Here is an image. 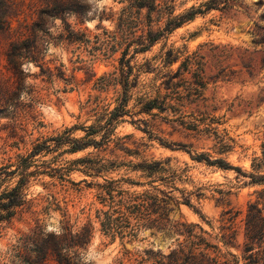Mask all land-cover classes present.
I'll list each match as a JSON object with an SVG mask.
<instances>
[{"label":"rangeland","instance_id":"1","mask_svg":"<svg viewBox=\"0 0 264 264\" xmlns=\"http://www.w3.org/2000/svg\"><path fill=\"white\" fill-rule=\"evenodd\" d=\"M201 1L176 3H183L181 11ZM39 7L37 0H15L11 28L0 33V167L12 163V169L21 159L33 172L23 189L27 204L0 225V255L37 220L45 232L56 233L68 220L74 230L87 223L92 226L91 237L80 250L84 264H154L150 250L166 255L176 247L178 236L151 229H141L134 238L105 235L95 218L100 206L95 195L97 184L105 180H115L123 189L148 188L130 183L149 179L131 165L160 160L167 162L168 175L174 177L175 188L165 190L180 202H168L169 216L198 224L202 236L221 252L240 256L249 205L255 204L264 215V0L220 3L136 54L131 64L149 61L151 65L143 66L137 84L130 86L126 113L118 118L107 141L76 151L65 136H85L83 126H97L100 113L118 104L120 86L100 88L97 83L117 66L118 54L98 55L90 69L79 68L91 53L85 45L77 48L56 41L63 24L59 18L40 22ZM120 8L114 0H90L86 15L70 14L66 21L92 41L103 28H113ZM34 27L45 29L38 34L51 38L40 46L44 66L52 71L50 80L29 61L22 65L24 76L5 68L9 42L30 35ZM169 48L177 59L165 66L158 55ZM186 56L192 57L182 74L186 81L165 89V75ZM198 75L205 85L194 94L189 88ZM18 81L23 89L16 97L12 90ZM154 97L164 100L166 108L142 111L143 101ZM102 132L89 137L100 140ZM37 144L43 146L34 154ZM187 150L193 156L206 153L210 159L223 158L233 168L197 161ZM20 178L7 179L0 190L12 188ZM182 196H189L193 207L182 203ZM48 204L50 210L42 212ZM232 233L235 238L224 244Z\"/></svg>","mask_w":264,"mask_h":264},{"label":"trees","instance_id":"2","mask_svg":"<svg viewBox=\"0 0 264 264\" xmlns=\"http://www.w3.org/2000/svg\"><path fill=\"white\" fill-rule=\"evenodd\" d=\"M40 3L39 21L44 23L45 18H59L63 24L56 41L67 45H75L79 48L85 45V49L92 57L85 61L79 68L90 69L98 55L109 57L118 54L117 66L113 71L105 73L97 79L100 88L110 85H119L121 96L117 98L118 104L110 111L105 109L97 117L98 125L83 126L86 135L81 138L65 136L71 142V150L76 151L93 145L98 147L103 141H107L119 117L126 113L125 103L128 99L127 92L130 86L136 85L143 66L150 68L151 63L146 61L142 65L131 64V59L138 53L145 52L157 41L167 38L168 35L183 23L193 19L198 14H204L211 9H217L219 4L227 5L228 0H204L199 4H192L181 11L183 3L177 4L178 0H114L121 4L114 26L108 30L102 29V33L94 35V40L86 37L85 32L75 30L66 21V16L74 14L83 17L90 9V0H37ZM15 16V0H0V33L9 31L11 19ZM38 23V24H42ZM38 25L36 24V27ZM34 27L26 37H18L9 42L5 51V68L15 76H24L23 63L32 62L40 69L47 79L52 78V71L44 66L40 56L41 47L50 42L46 38L43 28ZM93 44H90V43ZM57 43V42H55ZM159 61L165 66L172 64L177 59L172 48L158 55ZM192 57L186 56L175 71L168 72L164 79V88L173 89L179 82L186 81L182 76L188 71ZM81 62L84 60H80ZM87 63V64H86ZM198 74V73H196ZM179 81L173 82L174 78ZM14 84V82H12ZM194 87H190L194 94L203 88L205 81L197 76L193 81ZM23 86L21 81L14 85L12 94L19 96ZM2 97L0 98V101ZM31 100L33 98H30ZM6 103V102H5ZM5 103H2L5 105ZM164 110V100L158 97L147 98L143 101L142 111L152 109ZM102 122V123H101ZM193 126V125H191ZM70 129H66V132ZM102 130L101 139L96 140L89 136ZM164 144V143H163ZM169 146V144H165ZM186 147V144H177ZM43 145H35L33 153L40 151ZM192 159L205 161L207 164H217L223 168H233L223 158L210 159L206 153H199ZM166 161L152 160L131 166L140 169L146 177L147 182L130 180L131 184L143 186L149 185L142 190L123 189L115 180H105L103 184H97L98 191L95 195L100 204L95 209V218L99 224V230L112 238L116 236L134 238L141 229H151L164 235L178 236L177 245L168 254L150 250L154 264H264V215L262 210L255 204H250L244 220L245 242L240 256L226 251L221 252L218 247L210 243L200 231L198 224L187 223L172 219L169 216L167 204L175 199L171 190L174 189V177L168 175L169 168ZM12 163L0 167V184L7 179L18 175L21 178L15 186L10 189L0 190V225L8 222L27 204L26 193L23 192L27 177L33 172H28L27 163L18 160L14 168ZM238 169L237 167H234ZM95 170L93 167H89ZM1 186V185H0ZM182 203L193 207L189 196H182ZM42 212L50 210L49 204L44 206ZM233 218V215L228 219ZM92 234L90 223L83 225L79 230H74L68 224V220L61 225L58 233L45 232L44 225L38 220L35 225L22 233L5 252L0 255V264H49L52 260L55 264H84L81 261V249L89 241ZM182 236V240L178 238ZM235 238V233L228 234L224 244H229Z\"/></svg>","mask_w":264,"mask_h":264}]
</instances>
